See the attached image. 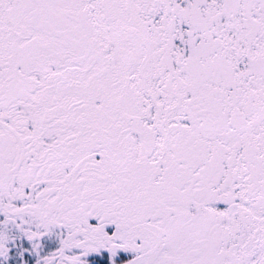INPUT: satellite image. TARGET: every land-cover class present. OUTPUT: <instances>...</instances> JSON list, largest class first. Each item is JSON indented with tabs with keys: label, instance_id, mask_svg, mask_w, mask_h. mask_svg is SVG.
Listing matches in <instances>:
<instances>
[{
	"label": "snow or ice",
	"instance_id": "6c2138e0",
	"mask_svg": "<svg viewBox=\"0 0 264 264\" xmlns=\"http://www.w3.org/2000/svg\"><path fill=\"white\" fill-rule=\"evenodd\" d=\"M0 264H264V0H0Z\"/></svg>",
	"mask_w": 264,
	"mask_h": 264
}]
</instances>
